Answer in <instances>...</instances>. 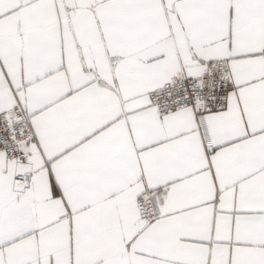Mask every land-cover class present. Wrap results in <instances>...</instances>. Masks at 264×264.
Wrapping results in <instances>:
<instances>
[{"label": "snow or ice", "instance_id": "obj_1", "mask_svg": "<svg viewBox=\"0 0 264 264\" xmlns=\"http://www.w3.org/2000/svg\"><path fill=\"white\" fill-rule=\"evenodd\" d=\"M0 264H264V0H0Z\"/></svg>", "mask_w": 264, "mask_h": 264}]
</instances>
